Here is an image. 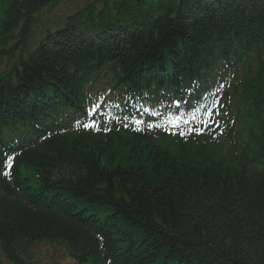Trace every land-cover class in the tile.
Wrapping results in <instances>:
<instances>
[{"label":"trees","instance_id":"16d2710c","mask_svg":"<svg viewBox=\"0 0 264 264\" xmlns=\"http://www.w3.org/2000/svg\"><path fill=\"white\" fill-rule=\"evenodd\" d=\"M56 1L17 0L0 27L7 263L48 242L73 264H264V0H86L36 36ZM106 102L129 126L85 128ZM214 102L216 128L161 129Z\"/></svg>","mask_w":264,"mask_h":264},{"label":"rangeland","instance_id":"374dc122","mask_svg":"<svg viewBox=\"0 0 264 264\" xmlns=\"http://www.w3.org/2000/svg\"><path fill=\"white\" fill-rule=\"evenodd\" d=\"M16 1L17 0H0V27L6 18L9 9L16 3ZM85 1L86 0H57L56 3L51 6L42 8L36 15L37 22L34 26V33L36 36L42 35L48 27L51 30L54 29L58 21H60L65 15L75 12L79 7L84 5ZM9 43L14 44V41H10ZM29 46L32 47V43H29ZM7 62L8 59L6 57L0 58V68H3ZM27 175L30 176V174ZM30 182H33V178H31ZM29 255L31 258L28 261V264H69L70 262L66 257L64 248L56 243H34L29 248ZM0 264H9L1 251Z\"/></svg>","mask_w":264,"mask_h":264},{"label":"bare ground","instance_id":"6f19581e","mask_svg":"<svg viewBox=\"0 0 264 264\" xmlns=\"http://www.w3.org/2000/svg\"><path fill=\"white\" fill-rule=\"evenodd\" d=\"M170 102H171L172 104H174V105H172L171 108H179V107H175V106H177V105H175V104H177V102H178L177 100L171 98V99H170ZM29 110H30L32 116H37V115H38L37 111H36L34 108H32V107L30 108V107H29ZM16 120H17V119H16ZM17 121L23 124V122H21V121H19V120H17ZM28 125H29V123H28ZM25 126H27V123L25 124Z\"/></svg>","mask_w":264,"mask_h":264},{"label":"snow or ice","instance_id":"6c2138e0","mask_svg":"<svg viewBox=\"0 0 264 264\" xmlns=\"http://www.w3.org/2000/svg\"><path fill=\"white\" fill-rule=\"evenodd\" d=\"M87 126V125H86ZM11 165L9 164V167H10Z\"/></svg>","mask_w":264,"mask_h":264}]
</instances>
